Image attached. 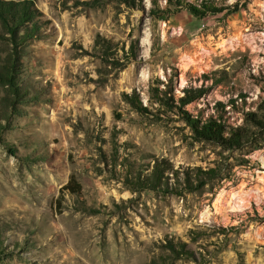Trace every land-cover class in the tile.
Masks as SVG:
<instances>
[{"label":"rangeland","instance_id":"1","mask_svg":"<svg viewBox=\"0 0 264 264\" xmlns=\"http://www.w3.org/2000/svg\"><path fill=\"white\" fill-rule=\"evenodd\" d=\"M11 1L29 2L37 26L18 46L17 95L0 82V264H264V126L244 120L264 113V0H212L218 10L200 15L179 3L202 0ZM97 35L119 57L135 40L123 68L107 74ZM7 37L0 22V60ZM187 83L208 90L185 111L247 125L250 140L196 138L151 90L177 103ZM133 92L149 112L122 96ZM157 158L170 165L169 190L124 182L130 166L145 173ZM197 168L218 174L184 188ZM71 174L81 192L58 203ZM165 235L190 255L172 259Z\"/></svg>","mask_w":264,"mask_h":264},{"label":"trees","instance_id":"2","mask_svg":"<svg viewBox=\"0 0 264 264\" xmlns=\"http://www.w3.org/2000/svg\"><path fill=\"white\" fill-rule=\"evenodd\" d=\"M103 1L104 0H87L83 1V3L89 6H95ZM119 1L131 6L137 4L136 0ZM179 4L187 6L190 12L197 15L205 14L206 11L218 10L217 7L213 5L212 0H202V8H198L196 5L189 2H182ZM33 19L34 14L29 2L0 0V22L4 29L9 33V37H7V39L11 44L8 52L0 60V82L7 84L15 95H17L16 72L20 58L18 46L25 39L33 36V34L36 32L35 28L37 23L36 20ZM31 20V25H24L27 21ZM21 25H24V33H19V27ZM95 45L100 49L99 57L101 62L104 65L109 66L107 69L108 74L112 70L123 68L129 62L130 56H132L135 49V40L133 39L131 43L129 53L130 56L125 54L123 57H119L117 55V50L115 49L116 43H114L109 38L97 35L95 38ZM219 80H221V76H215L213 83ZM151 90L153 91L156 100L160 104L164 105L168 109H179V111L182 113V118L191 127L196 138L210 140L220 144L223 147L232 148L243 145L252 137L253 130L247 125H226V123L212 115H207L205 117L201 115L194 116L182 108L183 105L198 99L205 92H207L208 86L204 85L203 83L194 85L192 83H187L183 85L181 88L182 95L177 98V103L174 101V97L172 95L173 92L172 94H168L169 91L166 89H161V91H158L157 87L155 86H151ZM14 96L7 97V102H10L12 99L14 100ZM122 96L125 100L132 104L137 112L142 114L149 112L147 106L141 103L137 92H133L131 95L123 93ZM260 107L264 109V101H262ZM3 112L0 110V133L4 127V124L1 123L2 114H4ZM117 116H119V113H117ZM244 120L246 122H252L260 127L264 126V113L258 114L255 111H248L244 114ZM169 166L170 165L165 158L155 159L151 169L145 173H142L141 170H136L130 166L126 170L124 182L132 189H154L162 186V184H164L166 186V188H164L167 189V182L165 179L166 174L164 170ZM195 172L196 181L193 182L189 176L185 177L186 186L184 188L189 190L197 189L201 187L207 180L214 178L218 174L215 168L206 170L197 168ZM171 189L178 190V187L172 186ZM64 192L80 194L81 184L76 179L74 174H71L68 181L62 185L58 196V203H60V199L63 197ZM160 246L170 251V256L172 259L190 255L191 253L187 247L186 241L180 238H175L172 235H165L163 241L160 243Z\"/></svg>","mask_w":264,"mask_h":264},{"label":"water","instance_id":"3","mask_svg":"<svg viewBox=\"0 0 264 264\" xmlns=\"http://www.w3.org/2000/svg\"><path fill=\"white\" fill-rule=\"evenodd\" d=\"M140 11H142V10H140Z\"/></svg>","mask_w":264,"mask_h":264}]
</instances>
